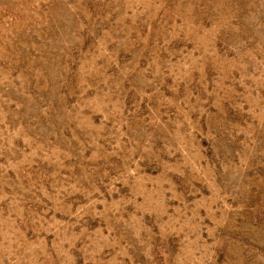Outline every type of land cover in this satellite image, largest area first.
<instances>
[{"label":"rangeland","instance_id":"1","mask_svg":"<svg viewBox=\"0 0 264 264\" xmlns=\"http://www.w3.org/2000/svg\"><path fill=\"white\" fill-rule=\"evenodd\" d=\"M0 264H264V0H0Z\"/></svg>","mask_w":264,"mask_h":264}]
</instances>
